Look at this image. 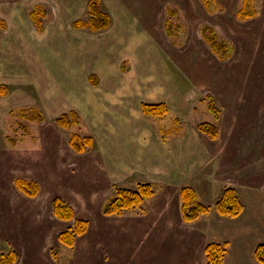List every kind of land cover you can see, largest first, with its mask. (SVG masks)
I'll list each match as a JSON object with an SVG mask.
<instances>
[{"label": "rangeland", "instance_id": "374dc122", "mask_svg": "<svg viewBox=\"0 0 264 264\" xmlns=\"http://www.w3.org/2000/svg\"><path fill=\"white\" fill-rule=\"evenodd\" d=\"M184 1L165 7L161 34L155 35L164 48L158 51L167 60L162 68L186 78L192 102H201L193 112L187 106L184 129L207 122L219 131L210 144L214 162L189 187L206 206H213L224 189L232 188L242 213L227 218L212 209L186 223L179 196L182 187L151 184L153 195L140 206L121 215H104L117 188L136 190L137 184L110 188L95 161L97 153L92 155L95 148L86 147L80 155L69 146L73 134L90 137L77 112L79 124L71 129L55 124L57 117L70 111L42 114L41 122L23 117L36 116L28 109L41 111L30 108L40 91L27 77L23 76L26 85L14 78L25 67H7L14 82L0 97V255L15 252L14 264H207L205 248L218 245L222 264H260L254 251L264 244V0ZM41 18L36 13L32 20L37 29ZM166 21L172 24L169 29ZM3 23L0 20V29ZM202 27L226 44L225 55L202 38ZM41 38L29 43L36 46ZM14 54L23 55L19 50ZM27 69L31 73V67ZM128 71L132 74L131 66ZM208 95L219 110L217 119L208 111ZM150 118L162 137L166 129L171 133L182 129L183 119L170 110ZM17 179L35 182L38 195H24L15 186ZM55 198L72 209L70 221L54 217ZM76 221L85 222L86 230L67 247L58 236L74 230Z\"/></svg>", "mask_w": 264, "mask_h": 264}, {"label": "crops", "instance_id": "0c3cea01", "mask_svg": "<svg viewBox=\"0 0 264 264\" xmlns=\"http://www.w3.org/2000/svg\"><path fill=\"white\" fill-rule=\"evenodd\" d=\"M180 1L99 0L110 26L94 33L72 26L88 20L89 0H0V83L8 88L17 78L19 84H37L40 92L30 108L42 114L77 112L88 126L92 155L97 153L95 161L110 188L138 183L191 186L215 160L210 147L215 141L199 133L196 125L184 129L187 106L193 112L199 100L192 102L186 78L162 68L167 60L155 37L161 34L165 7L184 5ZM32 11L42 14L40 30ZM36 36L42 38L31 45ZM17 50L23 55L14 54ZM15 66L25 71L12 78L7 67ZM143 103L166 105L183 119L182 129L171 133L165 128L162 137L153 119L142 113Z\"/></svg>", "mask_w": 264, "mask_h": 264}, {"label": "trees", "instance_id": "16d2710c", "mask_svg": "<svg viewBox=\"0 0 264 264\" xmlns=\"http://www.w3.org/2000/svg\"><path fill=\"white\" fill-rule=\"evenodd\" d=\"M99 4V0H89L88 13L90 16L88 20L86 22H74L72 25L73 28L80 29L84 27L94 33L107 29L110 26V19L108 15L102 13ZM31 18L33 21L36 18V13L34 11L31 12ZM170 26H172V24L169 21H166L165 27L169 29ZM38 29L40 30L41 27L38 26ZM201 36L210 44L213 50L223 53V55L227 53L226 44L217 42L213 30L207 27H202ZM7 93V87L5 85H0V97H5ZM206 100L208 101V111L217 119L219 110L216 108L213 98L208 95L206 96ZM26 111L36 112V116L30 118L23 114V117H26L29 121H43V115L41 112L32 111L30 109ZM141 111L148 117H162L167 114L168 108L162 103H143L141 105ZM55 124L59 128L71 129L79 124V118L74 111H70L57 117L55 119ZM196 129L199 133L210 140L218 138V127L214 124L200 122L196 126ZM92 144L91 137H81L78 134L71 135L69 139V146L79 154L84 153L86 147H92ZM15 186L28 197H36L39 192L38 185L33 181L17 179L15 181ZM152 195V185L149 183H138L136 190L117 188L114 197L104 206L103 214L107 216L121 215L125 210L140 206L145 198L151 197ZM179 196L180 201L182 202L181 209L183 220L186 223H191L197 220L200 216L208 214L212 209H214L220 217L227 218H236L243 210V205L232 188L224 189L213 206H206L200 203L195 191L189 186L182 187ZM52 212L54 217L60 221L68 222L73 218L72 209L60 198H55L52 201ZM86 227L87 224L85 222L76 221L74 230H68L58 236L59 242L67 247H72L75 238L82 235L85 232ZM205 253L207 256V264H222L223 250L218 245H208L205 248ZM254 257L258 263L264 264V244H260L255 248ZM16 260L17 254L13 251L0 255V264H14Z\"/></svg>", "mask_w": 264, "mask_h": 264}]
</instances>
